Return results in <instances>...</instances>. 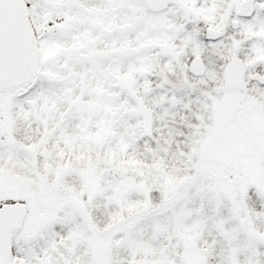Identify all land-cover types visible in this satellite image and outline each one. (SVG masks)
Wrapping results in <instances>:
<instances>
[{"label": "snow or ice", "instance_id": "obj_1", "mask_svg": "<svg viewBox=\"0 0 264 264\" xmlns=\"http://www.w3.org/2000/svg\"><path fill=\"white\" fill-rule=\"evenodd\" d=\"M0 264H264V0H0Z\"/></svg>", "mask_w": 264, "mask_h": 264}]
</instances>
